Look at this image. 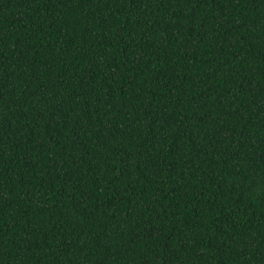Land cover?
Here are the masks:
<instances>
[{
    "label": "trees",
    "instance_id": "obj_1",
    "mask_svg": "<svg viewBox=\"0 0 264 264\" xmlns=\"http://www.w3.org/2000/svg\"><path fill=\"white\" fill-rule=\"evenodd\" d=\"M0 264H264V0H0Z\"/></svg>",
    "mask_w": 264,
    "mask_h": 264
}]
</instances>
